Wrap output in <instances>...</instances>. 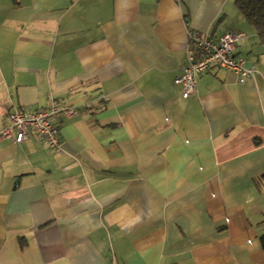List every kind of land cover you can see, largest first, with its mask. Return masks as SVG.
I'll return each instance as SVG.
<instances>
[{
  "label": "crops",
  "instance_id": "obj_1",
  "mask_svg": "<svg viewBox=\"0 0 264 264\" xmlns=\"http://www.w3.org/2000/svg\"><path fill=\"white\" fill-rule=\"evenodd\" d=\"M237 0H0V132L58 115L62 150L0 139V264H264V46ZM258 73L175 81L188 32Z\"/></svg>",
  "mask_w": 264,
  "mask_h": 264
},
{
  "label": "built area",
  "instance_id": "obj_2",
  "mask_svg": "<svg viewBox=\"0 0 264 264\" xmlns=\"http://www.w3.org/2000/svg\"><path fill=\"white\" fill-rule=\"evenodd\" d=\"M244 37L241 33L231 32L215 39L190 30L187 49L189 63L184 75L175 81L182 86V97L193 96L199 76L213 67L235 74L241 83L254 77L258 73L256 67L234 55L236 47L242 44ZM75 114V109L71 107H58L54 104L36 110L15 109L8 115V124L0 132V139L13 138L16 143L24 144L34 133L49 149L60 152V124L55 119L58 115L69 118Z\"/></svg>",
  "mask_w": 264,
  "mask_h": 264
},
{
  "label": "trees",
  "instance_id": "obj_3",
  "mask_svg": "<svg viewBox=\"0 0 264 264\" xmlns=\"http://www.w3.org/2000/svg\"><path fill=\"white\" fill-rule=\"evenodd\" d=\"M236 5L246 21L255 29L259 44L264 46V0H237ZM260 241L264 250V236Z\"/></svg>",
  "mask_w": 264,
  "mask_h": 264
}]
</instances>
